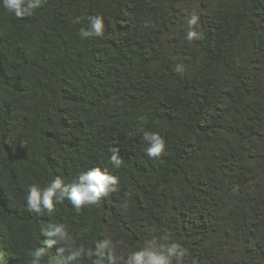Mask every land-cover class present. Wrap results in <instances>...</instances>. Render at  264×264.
Instances as JSON below:
<instances>
[{
  "label": "trees",
  "instance_id": "1",
  "mask_svg": "<svg viewBox=\"0 0 264 264\" xmlns=\"http://www.w3.org/2000/svg\"><path fill=\"white\" fill-rule=\"evenodd\" d=\"M192 13L202 39L189 42ZM93 15L105 34L81 39ZM143 131L164 138L159 159ZM105 166L119 183L98 204L26 209L29 184ZM49 222L74 247L110 241L119 264L148 240L180 244L181 264H264V0H45L23 19L0 9V264H29Z\"/></svg>",
  "mask_w": 264,
  "mask_h": 264
},
{
  "label": "clouds",
  "instance_id": "2",
  "mask_svg": "<svg viewBox=\"0 0 264 264\" xmlns=\"http://www.w3.org/2000/svg\"><path fill=\"white\" fill-rule=\"evenodd\" d=\"M45 0H0V9L14 15L17 19L32 17L41 8ZM199 16L195 13L187 17L186 40L191 42L202 39V35L195 31L199 26ZM105 34V20L101 15H93L88 18L86 28H81V39L103 37ZM145 155L149 159H159L165 151L166 142L157 132L143 131ZM110 164L113 169H119L124 163L119 152H113L110 156ZM119 178L109 173L107 166L88 168L77 174L75 180L66 183L64 178L56 176L46 186L32 183L27 186L25 205L29 213L36 216H51L55 205L69 201L72 208L79 213L86 206L96 205L102 198L116 191ZM40 232L47 239L43 241L45 247H37L27 252L29 264H41L45 255V248L53 245H61L58 248L55 264H74L84 256L96 257L95 264H102L107 257L108 264H119L111 255L112 244L108 240L100 241L94 249L86 250L83 246L74 247V239L63 224L47 223L40 227ZM185 249L178 243H168L157 247L155 241L148 240L138 250L130 252L123 264H181Z\"/></svg>",
  "mask_w": 264,
  "mask_h": 264
}]
</instances>
